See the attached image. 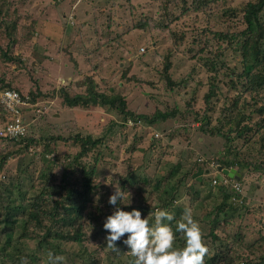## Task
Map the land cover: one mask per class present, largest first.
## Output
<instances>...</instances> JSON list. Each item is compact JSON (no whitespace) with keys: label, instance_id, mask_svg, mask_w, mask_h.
Returning <instances> with one entry per match:
<instances>
[{"label":"rangeland","instance_id":"rangeland-1","mask_svg":"<svg viewBox=\"0 0 264 264\" xmlns=\"http://www.w3.org/2000/svg\"><path fill=\"white\" fill-rule=\"evenodd\" d=\"M244 1L215 0L204 13L194 12L190 0H185V5L189 6L186 11H182L183 4L178 0H0V79L20 87L23 96L36 86L48 97L47 101L37 99L31 107V110L36 107L32 113L39 118L29 121L27 135L33 136L36 142L22 155V169L28 163L27 173L34 179L43 164L53 166L55 151L61 158L63 155L73 157L78 150L69 145L71 141L56 140L53 145L52 141L47 142L48 137L66 139L77 135L101 141L81 163L88 167L93 165L94 199H101L102 204H97L99 209L95 204L85 209L82 242L77 246L68 245L69 250L86 251L84 262L108 264L107 256L113 264H129L132 259L124 245L121 254L106 249L108 233L103 230L107 217L104 213L113 210L107 205L115 190L125 193L120 202L122 209L141 205L150 207L152 213L160 208L154 206L146 193L156 181H160L159 190L175 185L177 205L183 208H188V194L192 191H200L199 197H202L211 190L210 198L205 200L206 210L200 209L203 207L200 201L192 205L195 219L206 213L211 214L206 218L209 221L221 203V193L208 181L206 186L198 183L202 179L210 180L211 170L202 177L210 162L234 160L227 149L233 150L245 166L238 180L242 186L241 204H234L241 207L235 213L231 210L233 214L225 226L219 227L215 242L205 237L210 249L208 256L226 250L225 255L228 254L234 264L244 262L246 254L253 264L257 259H264V233L261 232L264 231V152L259 149V143L251 145L250 140L244 143L242 137L228 144L227 125L223 130L225 138L207 133L219 118L227 119L229 110L230 117L234 114L246 117L250 114L252 100L259 106V98L252 96L255 93L245 89L244 78L236 77L242 66L234 37H230L243 28L239 14L231 15ZM11 25L14 28L5 36L2 30ZM3 55L16 58L18 62H6ZM166 55L167 77L175 84L172 88L166 87L162 73ZM88 79L97 93L121 98L126 104L125 110L133 116L151 118L167 113L168 117H157L151 125L137 122L131 129V126L119 125L120 117L114 108L98 105L86 110L66 108L55 93L60 89L68 96L84 93ZM58 80L65 84H58ZM210 85L215 88L207 101L210 111L205 113L210 124L199 128L193 112L204 113L202 97ZM259 94L264 95L262 91ZM233 102L237 104L235 110L230 108ZM170 111L176 113L170 116ZM246 123L250 125V120L243 124ZM154 133L158 138L152 137ZM245 136L249 137L250 131ZM43 143L55 150H50L51 156L46 155L45 161L39 158ZM131 145L134 148H130ZM5 152L9 149L0 147V153ZM95 153L98 159L92 163ZM16 160V156H11L3 161L0 183L15 185L17 181L22 193L29 183L27 174L24 176L19 171ZM63 161L67 159H61ZM60 170L61 166L56 164L52 172L57 174ZM170 170L175 172L164 182ZM166 183L170 187H165ZM15 195L13 193L12 197ZM151 217L154 224V216ZM218 218H223L222 212ZM202 224L199 223L200 228L206 234L208 223ZM98 229L102 233L92 238ZM28 231L31 232V228ZM112 256L114 259L110 260Z\"/></svg>","mask_w":264,"mask_h":264},{"label":"trees","instance_id":"trees-1","mask_svg":"<svg viewBox=\"0 0 264 264\" xmlns=\"http://www.w3.org/2000/svg\"><path fill=\"white\" fill-rule=\"evenodd\" d=\"M214 1L215 0H190L189 4L194 12L203 11L205 13L210 9L209 5ZM178 2L183 4V6H180V8L182 7V11H186L189 8V6L185 5V0H178ZM232 13L231 17H235V13L239 14L238 20L243 27L238 33H236V35L230 36L234 37V44L236 45L235 51H237L240 56V63L242 66L241 72L236 75V77L240 78L242 76L244 78L245 89L255 93L252 96L259 98L257 103L259 106L256 107V101L252 100L250 103V114L246 117L239 114H234L230 117L229 115L231 111L229 110L227 119H224L223 117L219 118L216 121V124L207 130V133L216 137L218 135V137L225 138L226 135L223 130L225 129V125H227L229 128L226 131V141L228 144L231 143L234 138L242 137V142L244 143L248 140H250L251 145L253 142L256 144L259 143V149L262 148V150H260L264 152V95L262 96V94H259V91L264 93V0H245L243 3H240L238 7L232 11ZM161 26L166 27V25L163 24H161ZM13 28L14 27L12 25L5 27L2 30L3 34L7 36ZM6 50H8L7 46L5 47V51ZM167 58L168 55L164 57L165 61L162 73L165 74L164 79L166 87L172 88L175 84L167 77V71L169 68ZM3 59L6 60V62H18V59H11L6 55H3ZM10 85L13 86L11 81L7 82L0 79V89L15 92L19 99L25 104V106H17V110L20 112L19 117L25 132L23 136L15 139L0 137V147L6 150L9 149V152H5L3 154L0 153V168L1 164L7 157L16 156V161H18V165L20 166L19 171L22 174L24 173V176L27 174L26 178L28 179L29 187L24 192L20 193L21 186L19 182L16 181L15 185L0 183V264H22V259H26L28 264H49V252H52L55 255L64 256L66 258L65 264H94L89 263L88 261L84 262V255H86V251L84 249L76 248L69 250L68 245L72 244L77 246L82 242V221L84 219L85 209L87 207H91L92 204H102L101 199H94L96 196V193L94 192L96 185L93 184V165L88 167L81 163V159L94 150L101 141L100 139L92 140L89 136L81 138L77 135L67 137L66 139H61L59 136L48 137L47 142L52 141V143L56 140L71 141L69 145L72 144L73 149L78 147V150L73 157H70V155H63L60 158L58 151L56 152L53 148H50L47 143H43L42 146L40 145V160L45 161L44 157L46 155L47 157L51 156L50 150H54L55 154L52 152L54 158L53 166L56 164L60 165L61 170L57 174L53 173V166L46 163L42 165L36 177L33 179L32 175H28V171L26 170L28 163H26L22 169L23 164L20 159L22 155H25L24 153L26 152V149H28L29 145L35 144L36 142V139L33 136L27 135L29 126H31L29 121H35L39 118H36L37 114L35 112L32 113L36 107L32 110L31 107L37 99L47 101L48 97H46L45 94H42L36 86L34 89L29 90L27 95L23 96L20 91V87L13 86L11 88ZM210 87L207 90V93L202 97L204 113L199 115L198 113L193 112L194 120L195 122H198L199 128L202 126L209 127L210 124L209 117L205 116V113L210 111V108L207 106V101L211 96H213L212 90L215 89L212 88V85H210ZM55 94H58L63 102V105L68 109L86 110L92 105L108 107L110 109L114 108L118 111L120 117L119 119L121 123H119V125L124 126L127 121H130L131 129L135 128L134 125L137 122L142 121L145 124L151 125L155 122L157 117H160L161 119L168 117L167 113H162L160 115L155 114L151 118H147L143 115L133 116L129 111L125 110L126 104L123 103L121 98V100L118 97L109 98L103 93H97L94 90V84L89 79L84 93L77 92L73 93L72 96H68L65 90L60 89ZM236 106V102H233L230 108L235 110ZM174 112L176 113V111ZM174 112L170 111L169 115L172 116ZM31 118H34V120H31ZM12 120L13 118L11 114L0 105V129L4 126V124L9 122L11 123ZM246 120H250V125L247 123L245 125L243 124ZM114 126L115 125H112V127ZM249 131L250 136L246 137L245 133ZM232 134L233 137H229ZM54 144L55 143H53V145ZM130 148H134L133 145H131ZM227 152L230 154L232 153L234 160L230 162L221 160L220 163L213 161L210 162L209 164H213L212 167H209L208 164V167L204 169L205 175L202 176L206 177L208 171L211 170L212 175L210 180L206 178L202 179V181L198 183H203L204 186H206V182L208 181L211 187H216L217 191H215L221 193V203H218L219 205L217 204L218 206L215 208V212L209 221L206 220V218L211 214H201L203 216H199L197 219H195L193 215L194 220L198 223H204L202 225H207L208 223L206 234L203 233L204 240L206 236H209L212 238L213 242L217 240V236L215 234L218 232L219 227L225 226L230 219L228 217H231L232 214L235 213L236 209L241 207V205H234L231 201V199L237 195L232 192V190L216 186L219 185L217 180H215V186L211 185L212 179H217L218 173L221 174L220 171L216 170L217 167L220 169H234L236 171V175H238L237 179H235L237 181L243 173V168H245L244 164H241L235 157L233 150L230 151L227 149ZM94 156L95 157H93L92 163H95L97 154L95 153ZM65 158L67 159V162H61V159ZM174 172L175 170H170L168 177L164 178L163 181L168 182ZM122 182H125V180L123 179ZM167 186L170 187V185H167L166 183L165 187ZM159 187L160 181H156L153 185H151V190L146 193V196H151L152 201L155 203L154 206L159 207L161 210H166L175 216V220L172 222L164 221V223H170V226L173 227V230L175 231L176 222L180 220L187 207L183 208L180 205H177L179 203L177 200L179 199H177L178 192L175 185L167 189L161 188L160 190ZM223 189L227 192L224 193ZM209 192H211V190L202 197H199L200 191L198 190H194L192 191V194H188V208H193L192 212H194L195 209L192 205L200 201L203 206H199L200 209H205V200L210 198ZM3 193L7 196L5 197ZM13 193H16L14 197H12ZM53 196H56L57 198ZM239 200H241V197H239ZM107 207L110 210L113 208L111 205H107ZM117 207L122 209L120 202ZM96 208L99 209V205H97ZM170 208H172L171 211L169 210ZM226 208H228L227 211H225ZM133 209L140 210L142 216H149L148 218L150 224H152L151 222L153 219L151 215H149L152 213L150 207L141 205H137L135 207L127 206L122 210L130 212ZM156 210L157 209L155 208L154 212ZM112 212L113 210H111V213L105 212L104 214L108 216L111 215ZM219 212H222L223 218H221V220L218 218ZM29 228H31V232L28 231ZM15 231L17 232L16 236H14ZM261 232L264 233V231ZM99 233H102V230L98 229V231H94L91 237L94 238ZM177 236V247L182 248L184 246V241L180 237L179 233H177ZM28 241L30 244L32 243L31 246L27 244ZM117 246H121L120 249L123 248L122 243L118 242ZM211 247H213V245H211ZM107 248L108 247H106V249ZM225 251L217 252L216 254H212L210 257H205V264H234L230 257L227 256L228 254L225 255ZM247 251L250 255V250L247 249ZM120 252L119 254H121ZM112 257L113 258L110 260L114 259V256ZM246 257L248 258L247 254ZM247 258H245V261L241 264H253V262ZM105 260L108 264H113L111 261H108L109 259L107 256H105ZM254 264H264V259H257L254 261Z\"/></svg>","mask_w":264,"mask_h":264},{"label":"clouds","instance_id":"clouds-1","mask_svg":"<svg viewBox=\"0 0 264 264\" xmlns=\"http://www.w3.org/2000/svg\"><path fill=\"white\" fill-rule=\"evenodd\" d=\"M124 196L125 193L115 190L108 199L113 212L106 217L103 230L108 233L105 242L109 249L120 252L117 245L122 243L129 249L127 254L133 258L129 264H205L210 249L190 208L184 210L174 231L170 223H164L175 220L172 213L157 209L149 214L154 216V224H150L148 216L142 218L140 210L127 212L117 207ZM177 233L184 241L182 248L177 247ZM48 261L49 264H65L66 258L49 252ZM22 264H28V261L22 259Z\"/></svg>","mask_w":264,"mask_h":264},{"label":"built area","instance_id":"built-area-1","mask_svg":"<svg viewBox=\"0 0 264 264\" xmlns=\"http://www.w3.org/2000/svg\"><path fill=\"white\" fill-rule=\"evenodd\" d=\"M58 84L64 85L65 81L58 80ZM0 105L3 106L12 116L13 120L10 123L4 124V126L0 129V137L6 138V139H15L17 137L23 136L25 129L23 127V124L20 120V112L17 110V106H25V104L19 99L17 94L10 90H4L0 89ZM127 126H131V122L127 121ZM159 135L153 134V138H158ZM213 164H209V167H212ZM219 183V185H216V181ZM212 186H219L224 187L232 190L234 192L236 197H233L231 201L239 205L241 204V200H239V197L242 195V186L239 183V181L233 179V178H226L218 173L217 179H212L211 181ZM264 230V225H263Z\"/></svg>","mask_w":264,"mask_h":264},{"label":"water","instance_id":"water-1","mask_svg":"<svg viewBox=\"0 0 264 264\" xmlns=\"http://www.w3.org/2000/svg\"><path fill=\"white\" fill-rule=\"evenodd\" d=\"M217 171H220V173L224 176H226L227 178H233V179H237L236 175V171L232 168L229 169H220L219 167L216 168Z\"/></svg>","mask_w":264,"mask_h":264}]
</instances>
